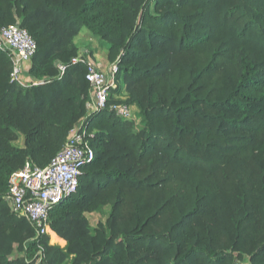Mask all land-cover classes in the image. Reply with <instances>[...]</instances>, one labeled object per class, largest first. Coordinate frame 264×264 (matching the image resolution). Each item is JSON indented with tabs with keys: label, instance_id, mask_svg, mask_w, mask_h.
<instances>
[{
	"label": "trees",
	"instance_id": "trees-1",
	"mask_svg": "<svg viewBox=\"0 0 264 264\" xmlns=\"http://www.w3.org/2000/svg\"><path fill=\"white\" fill-rule=\"evenodd\" d=\"M17 22L37 46L26 74L44 83H11L0 51V264H264V0H0V28ZM82 28L118 67L95 111L86 65L70 64ZM76 125L94 157L50 212L61 248L5 195Z\"/></svg>",
	"mask_w": 264,
	"mask_h": 264
},
{
	"label": "built area",
	"instance_id": "built-area-1",
	"mask_svg": "<svg viewBox=\"0 0 264 264\" xmlns=\"http://www.w3.org/2000/svg\"><path fill=\"white\" fill-rule=\"evenodd\" d=\"M35 40L28 31L18 24L0 28V51L5 53L11 63L9 80L21 87L43 84L30 78L27 66L36 52ZM86 65L85 79L91 87V102L88 110L103 109L107 105L111 90L117 88L118 67L110 64L104 70L88 53H80L71 59L70 64ZM67 65L58 64L62 75ZM115 114L125 120L133 118L131 106L122 104L114 108ZM86 129L73 127L61 151L44 167L26 161L23 167L8 179V191L5 201L11 212L26 218L36 229V235H48L50 232V212L52 209L76 193L80 169L94 157ZM42 258L37 264H42Z\"/></svg>",
	"mask_w": 264,
	"mask_h": 264
},
{
	"label": "rangeland",
	"instance_id": "rangeland-1",
	"mask_svg": "<svg viewBox=\"0 0 264 264\" xmlns=\"http://www.w3.org/2000/svg\"><path fill=\"white\" fill-rule=\"evenodd\" d=\"M16 24L19 25L18 22ZM74 43L79 49L78 54L84 53L83 50L91 52L93 56L96 55V58L105 64V67H102L104 70H107L109 68L110 62L107 57V51L105 49V46L102 44L100 39L91 37L85 28H82L79 34L74 38ZM131 108L133 118L128 121L133 122L134 128L138 129L142 125V117L139 115L136 108ZM75 127H78V125H76ZM15 145H21V140L16 141ZM85 216L92 227L96 226L99 222L105 221V214L103 212L87 213L85 214ZM18 256H20V253L18 251H14L11 255V258H16Z\"/></svg>",
	"mask_w": 264,
	"mask_h": 264
},
{
	"label": "crops",
	"instance_id": "crops-1",
	"mask_svg": "<svg viewBox=\"0 0 264 264\" xmlns=\"http://www.w3.org/2000/svg\"><path fill=\"white\" fill-rule=\"evenodd\" d=\"M83 52L88 53L87 51L83 50ZM92 59L96 62L99 63L101 65V67H105V64L103 62H101L100 60H98L96 58V55H92ZM49 236V243L51 245H57L61 248H64L66 246V241L63 240L61 237H59L54 231L50 230V232L48 233Z\"/></svg>",
	"mask_w": 264,
	"mask_h": 264
},
{
	"label": "water",
	"instance_id": "water-1",
	"mask_svg": "<svg viewBox=\"0 0 264 264\" xmlns=\"http://www.w3.org/2000/svg\"><path fill=\"white\" fill-rule=\"evenodd\" d=\"M56 65H58V63H56Z\"/></svg>",
	"mask_w": 264,
	"mask_h": 264
}]
</instances>
